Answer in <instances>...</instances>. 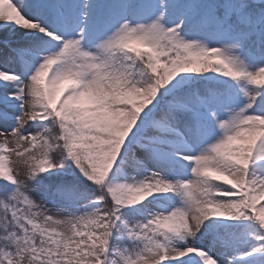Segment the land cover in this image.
Listing matches in <instances>:
<instances>
[{
    "label": "snow or ice",
    "instance_id": "snow-or-ice-1",
    "mask_svg": "<svg viewBox=\"0 0 264 264\" xmlns=\"http://www.w3.org/2000/svg\"><path fill=\"white\" fill-rule=\"evenodd\" d=\"M0 264H264V0H0Z\"/></svg>",
    "mask_w": 264,
    "mask_h": 264
}]
</instances>
